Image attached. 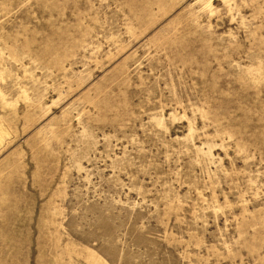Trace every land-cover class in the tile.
<instances>
[{
    "label": "rangeland",
    "instance_id": "1",
    "mask_svg": "<svg viewBox=\"0 0 264 264\" xmlns=\"http://www.w3.org/2000/svg\"><path fill=\"white\" fill-rule=\"evenodd\" d=\"M0 264H264V0H0Z\"/></svg>",
    "mask_w": 264,
    "mask_h": 264
}]
</instances>
